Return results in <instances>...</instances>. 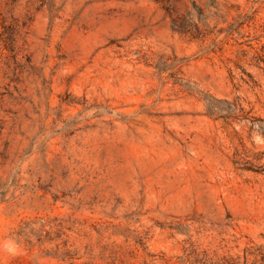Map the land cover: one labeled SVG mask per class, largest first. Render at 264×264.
I'll use <instances>...</instances> for the list:
<instances>
[{
  "label": "rangeland",
  "instance_id": "374dc122",
  "mask_svg": "<svg viewBox=\"0 0 264 264\" xmlns=\"http://www.w3.org/2000/svg\"><path fill=\"white\" fill-rule=\"evenodd\" d=\"M0 264H264V0H0Z\"/></svg>",
  "mask_w": 264,
  "mask_h": 264
}]
</instances>
